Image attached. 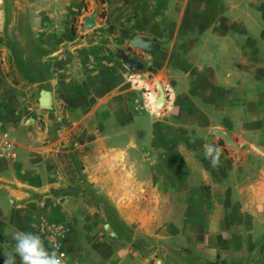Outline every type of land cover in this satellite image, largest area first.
I'll return each instance as SVG.
<instances>
[{
  "label": "crops",
  "instance_id": "crops-1",
  "mask_svg": "<svg viewBox=\"0 0 264 264\" xmlns=\"http://www.w3.org/2000/svg\"><path fill=\"white\" fill-rule=\"evenodd\" d=\"M96 1L1 0L0 264L42 223L77 264H264V0H100L81 32Z\"/></svg>",
  "mask_w": 264,
  "mask_h": 264
},
{
  "label": "clouds",
  "instance_id": "clouds-1",
  "mask_svg": "<svg viewBox=\"0 0 264 264\" xmlns=\"http://www.w3.org/2000/svg\"><path fill=\"white\" fill-rule=\"evenodd\" d=\"M221 154L222 150L218 146L205 145V158L209 159L213 167L219 165ZM13 239L15 256L5 254L4 264H17L16 256L19 257V264H66L65 254L59 252V246L53 245L49 251L40 235L34 232L18 230L13 233Z\"/></svg>",
  "mask_w": 264,
  "mask_h": 264
},
{
  "label": "water",
  "instance_id": "water-1",
  "mask_svg": "<svg viewBox=\"0 0 264 264\" xmlns=\"http://www.w3.org/2000/svg\"><path fill=\"white\" fill-rule=\"evenodd\" d=\"M99 16V11L97 9H94L89 15H86L82 17L81 22H82V27L80 29L81 32H85L88 30H91L95 26V22L97 17ZM130 45L135 48H141L146 51H150L152 49V43L144 41L142 38H135L131 41ZM118 57L120 58L121 62L127 69H137L141 70L142 69V64L139 62H136L134 60L128 59L124 53H118ZM155 84V89L159 93L160 97L157 100L156 107L161 108L163 107V104L165 102L164 100V92L162 90L161 85L159 84L158 81L154 82ZM39 106L42 109L45 110H50L52 108V96L51 93L47 90H41L39 92V99H38ZM215 134L221 137L222 139L228 141L227 137L223 135L222 133H219L215 131Z\"/></svg>",
  "mask_w": 264,
  "mask_h": 264
},
{
  "label": "built area",
  "instance_id": "built-area-1",
  "mask_svg": "<svg viewBox=\"0 0 264 264\" xmlns=\"http://www.w3.org/2000/svg\"><path fill=\"white\" fill-rule=\"evenodd\" d=\"M14 144L15 137L11 134V132L5 130L0 125V156H12ZM42 232L45 233L52 240V246H59V252H63L65 254L66 264H77L74 260L70 258L63 244V239L65 238L67 233L66 228L60 225L51 226L47 223H42Z\"/></svg>",
  "mask_w": 264,
  "mask_h": 264
},
{
  "label": "rangeland",
  "instance_id": "rangeland-1",
  "mask_svg": "<svg viewBox=\"0 0 264 264\" xmlns=\"http://www.w3.org/2000/svg\"><path fill=\"white\" fill-rule=\"evenodd\" d=\"M128 1H129V0H125L126 3H128ZM0 3H1V0H0ZM94 9H97V10L99 11V13H100L101 10L104 9L103 2L100 1V0H97L96 3L93 4L92 8L88 9L87 14L89 15ZM152 74H153V73H152ZM152 74H151V76H149V77H151V80H149V82H153V89H155V84H154L155 81H153V80H154L156 77H152ZM146 89H147V88H146ZM149 91H150V90H149ZM161 115H162V114H161ZM153 116H154V115H153ZM154 117H155V116H154ZM160 117H161V116H160ZM180 118L183 119L182 114L180 115ZM181 123H183L182 120H181ZM9 132H11V131H9ZM11 134L15 137V135H14L12 132H11ZM180 137H181V141H186L187 135H183V134H181ZM181 152H182V154H181V158H184V157H185V158H188L189 156H191V155H188V154H191V153H188V151H186V150H183V151H181ZM69 156H71V155L64 154V155H63V158H65V157H69ZM185 169H186V167H184V166H181V167H180V180H181V183H182V184L185 183L184 181L187 179L186 172H184ZM70 258H71V257H70ZM74 259H75V258H74Z\"/></svg>",
  "mask_w": 264,
  "mask_h": 264
},
{
  "label": "bare ground",
  "instance_id": "bare-ground-1",
  "mask_svg": "<svg viewBox=\"0 0 264 264\" xmlns=\"http://www.w3.org/2000/svg\"><path fill=\"white\" fill-rule=\"evenodd\" d=\"M159 97H160V96H159ZM165 99H166V97L164 96V100H165ZM149 101L152 102V101H154V100H153V98H149ZM164 104H165V102H164ZM164 104H163V106H164ZM161 108H162V107H161ZM161 108H160V109H161ZM152 110H153L154 112L159 113V112L155 109V106H154V105L152 106ZM159 116H160V115H159Z\"/></svg>",
  "mask_w": 264,
  "mask_h": 264
},
{
  "label": "trees",
  "instance_id": "trees-1",
  "mask_svg": "<svg viewBox=\"0 0 264 264\" xmlns=\"http://www.w3.org/2000/svg\"><path fill=\"white\" fill-rule=\"evenodd\" d=\"M71 33H74V26L72 25Z\"/></svg>",
  "mask_w": 264,
  "mask_h": 264
}]
</instances>
